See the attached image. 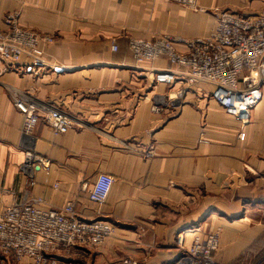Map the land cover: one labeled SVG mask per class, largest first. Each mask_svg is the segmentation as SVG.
Here are the masks:
<instances>
[{"label":"crops","instance_id":"obj_1","mask_svg":"<svg viewBox=\"0 0 264 264\" xmlns=\"http://www.w3.org/2000/svg\"><path fill=\"white\" fill-rule=\"evenodd\" d=\"M196 4L0 0V30L8 28L7 14H17L19 26L51 34L44 59L63 68L38 71L22 57L0 73V212L22 199H42L51 209L71 201L80 218L111 224L100 247L75 250L90 255V264H174L210 232L218 234L216 262L264 264V86L241 124L208 99L210 85L155 84L151 73L171 67L162 59L139 64L128 49L129 38L206 36L213 8L264 10V0ZM179 89L185 94L176 99ZM13 96L61 109L71 127L54 134L41 119L23 133ZM25 151L39 168L25 164ZM98 173L114 178L103 206L87 200Z\"/></svg>","mask_w":264,"mask_h":264},{"label":"built area","instance_id":"obj_2","mask_svg":"<svg viewBox=\"0 0 264 264\" xmlns=\"http://www.w3.org/2000/svg\"><path fill=\"white\" fill-rule=\"evenodd\" d=\"M171 1L197 8V0ZM211 13L215 24L206 36L189 40L166 35L129 38L128 49L139 64L162 59L171 67L151 73L155 84L170 87L180 82L186 88L208 84L212 87L208 99L236 121L247 124L252 110L263 98L264 10L242 15L213 8ZM17 16L7 14L8 28L0 30V73L6 65L17 63L22 57L28 58L30 66L38 71L61 73L63 68L45 60L42 50L54 37L19 26ZM177 45L184 50H179ZM112 49L116 50L117 46L113 44ZM184 89L173 92V96L184 97ZM12 101L23 116L21 129L25 134L32 132L41 119L54 134L64 133L72 125L70 118L57 107L40 105L21 96H13ZM151 110L156 113L160 106L154 104ZM24 159L25 164L39 168L40 159L33 153L25 151ZM113 183L111 175L98 173L87 190L88 202L103 206ZM43 204L42 199L16 200L0 212V254L27 259L29 264H67L65 255L79 248L100 246L112 234V225L104 220L80 218L71 201L59 209L44 208ZM217 246L216 234L195 241L174 264H220L212 256ZM122 263L137 264L132 259H123Z\"/></svg>","mask_w":264,"mask_h":264},{"label":"rangeland","instance_id":"obj_3","mask_svg":"<svg viewBox=\"0 0 264 264\" xmlns=\"http://www.w3.org/2000/svg\"><path fill=\"white\" fill-rule=\"evenodd\" d=\"M222 9H224V8H222ZM151 77H152V75H151ZM214 234H216L217 237H218V234L216 232H210V233L206 234V236H205V238L203 240L207 239L210 235H214ZM203 240H200V241H203ZM195 241H199V240H193L191 243H189V247L192 246V244ZM102 244H100V246ZM100 246H97V247H100ZM91 247H93V246H88L85 250H89ZM97 247H93V248H97ZM78 252L79 251L73 250L69 254L65 255V257H68L66 259L67 264H75L74 259H76V260L80 259V260H82V263L90 264L91 256L90 255H85V254H79ZM0 264H29V263H28V260H26V259L18 260V259L14 258L11 255L0 254Z\"/></svg>","mask_w":264,"mask_h":264}]
</instances>
